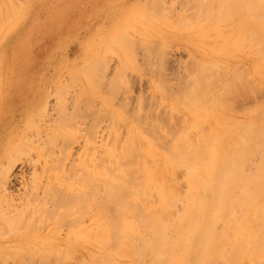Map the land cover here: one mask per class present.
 Segmentation results:
<instances>
[{
  "label": "rangeland",
  "instance_id": "374dc122",
  "mask_svg": "<svg viewBox=\"0 0 264 264\" xmlns=\"http://www.w3.org/2000/svg\"><path fill=\"white\" fill-rule=\"evenodd\" d=\"M128 1L135 0H112L110 3ZM166 1L165 5L171 7L167 8L170 12L164 11L166 15L173 13L174 16L176 10H185L183 1H177L182 2V6L177 2L176 5ZM184 1L186 7L192 9L191 5L188 6L189 1ZM44 5L48 7L47 2L40 7ZM145 6L142 7L147 9ZM193 11L195 13L189 12L181 21L172 25L168 24L166 15L144 19L130 13L120 30L128 31L126 23L128 21L130 26L134 19L132 36L136 37L135 41L122 38L119 45H114L110 50L107 48L108 43L104 50H98L95 57H104L106 64L110 63L108 70H101V73L93 67L96 79L90 72L92 81H89L90 77L88 74L86 76L84 69L80 74L77 72L79 79L82 78L80 81H76L78 76L68 79L66 73L65 79L71 81L69 86H77V91L74 88L70 89L75 92L68 91L69 83L65 80L60 84L64 86L63 92L56 91L54 88L57 86H51L41 106L35 107L29 117L27 112L22 111L28 96H19L17 99L12 95L5 99L0 97V109L2 107L4 112H1L4 122L0 127V157L8 151L0 164V180L5 177L0 185H5L3 168L9 167L6 172L10 171V167L13 170L9 172L12 182L4 186L9 192L0 186V264H145L141 261L142 257H137L139 254L134 255V251L142 247L140 240L135 241L140 242L139 245L134 242L138 247L133 254L132 251L123 252L126 246L113 238L115 235H110L111 227L107 226L101 215V202L107 190L117 188L119 175L114 170L115 156L118 151L122 152V141L128 140L129 145L133 134L138 135L135 143L146 142L153 137L158 148L156 162L163 164L165 153L172 146L169 143L173 144L171 140L182 134L181 131L186 130L184 132H188L190 139L196 140L202 129L210 132L212 127L219 125L218 120L213 118L211 123L201 122L199 126L198 123L196 125L192 120L196 118L195 110L186 104V94L180 95L181 90H188L184 80L188 84L189 79L197 77L195 66L198 61H211L222 66H214L212 74L216 82L213 89L216 92L208 93H216L215 98L218 97L222 104L231 105V100H234L232 105L237 102L233 106L226 105L225 109L219 107L225 116L223 124L226 129L238 121L247 123L251 111L257 109L255 105L264 102V67H261L262 75L257 74L263 77L262 92L254 94L247 90L245 92H249V96L244 94L246 98L242 92H217L226 86L225 82L228 84L235 77V70L229 76L225 75V65L229 64L231 68L243 66L244 72L254 73V62L258 63L259 58L252 54L257 44L248 34L254 40L252 43L255 47L251 46V40L243 35V31L261 27L256 23L245 27L241 22L257 21L258 0H208L205 5ZM169 17L174 18L170 14ZM259 22L262 21L259 19ZM104 23L110 27L111 21ZM228 45L233 46L232 52L227 48ZM78 50L73 44L72 52L68 54L75 59L79 56ZM93 59H89V62ZM41 69L44 74L45 67ZM98 73L108 76L100 81ZM112 78L116 79V92L114 96L110 94L113 98L103 105L101 99L112 91L109 83ZM181 82L185 90L179 88ZM254 98L256 101L260 99L259 102L256 103ZM62 100L66 106L60 104L64 103L60 102ZM8 107L16 111L8 113ZM148 117L149 121L158 122L165 131L161 132L164 136L158 134L157 129L152 131L150 128V131ZM54 118L57 120H51ZM177 132L180 134L175 137ZM154 133L164 137V140L162 137V140L156 139L152 135ZM256 160L258 158L252 159L253 162ZM252 161L250 165H253ZM183 172L180 170L179 173L182 179ZM155 200L158 201L159 196ZM181 208L179 204L177 209ZM133 216L129 213L127 218L132 220ZM122 232L123 227L120 234ZM12 236L19 238L12 240ZM106 250L111 251L109 258L105 256Z\"/></svg>",
  "mask_w": 264,
  "mask_h": 264
},
{
  "label": "bare ground",
  "instance_id": "6f19581e",
  "mask_svg": "<svg viewBox=\"0 0 264 264\" xmlns=\"http://www.w3.org/2000/svg\"><path fill=\"white\" fill-rule=\"evenodd\" d=\"M160 1H163V3ZM177 1L169 0L173 4ZM180 1H183L182 5L185 4V10L181 9V12L176 10L174 16L173 13L166 15L165 12L171 10L168 11L169 5L168 7L165 5L167 4L165 0H145L136 5L137 7L130 13H133L132 16L138 15L144 19L166 15L168 24L172 25L181 21L180 19L186 17L189 12L195 13L193 9L196 10L208 2V0H187L189 1L188 6H192L191 9L186 7L187 3L184 0ZM221 1L228 2L229 0ZM28 2L29 0H0V35L7 32L9 25L26 10ZM172 11L174 12V10ZM169 14L174 18L171 19ZM127 16L129 15L121 17L120 24L126 21ZM259 19L262 22H259ZM133 21L134 19L130 26L127 21L128 31L123 32L119 28L115 32H106L102 36L101 41L103 43L101 42L100 48L104 50L105 45L108 43V49L113 48L114 45L118 46L122 38L135 41L136 37L132 36L134 31ZM241 23L245 27L251 25V23H256L261 27L243 31V35H246L247 38H249L248 34L254 38L257 49L253 51L252 55L260 60L258 59L256 64L254 62V73L252 71L251 73L244 72L243 66L231 68L229 64L225 65V75L229 76L230 72L235 70V77L228 84L225 82L224 85L226 86L222 89L217 88V90L219 89L217 92H228L229 94L242 92L244 95L249 93L245 92L247 90L254 92V94L263 91L261 80L264 76H261V67H264V0H258L257 21H244ZM118 32L120 33L116 35ZM114 34L116 36L111 40ZM40 35L41 39H51L47 31L41 32ZM21 38H24V41L28 43L29 40L34 38L32 30L27 29ZM21 38L18 39L19 42L22 41ZM252 38H249L251 43L254 41ZM247 42L248 45H251L249 41ZM253 44L251 46L255 47V44ZM227 48L232 52V45H228ZM98 50H96V53ZM93 58L94 56L90 59ZM103 58H95L80 65L77 69L74 66L73 69L76 72H72L73 69L70 67L65 68L61 74L60 83L58 82L55 85L57 87L54 89L63 92L64 86L60 85L61 82L65 80L69 83L70 80L78 76L77 72L80 74L79 72L84 71L86 76L88 74L90 78L91 73L92 76L94 75L93 67L99 69L100 72L101 70L105 72V70H108L107 66L110 63L106 64ZM214 66L222 67L211 63V61H207V63L198 61L195 66V76L197 77L193 80L189 79L187 82L190 84H187L184 80L188 90L184 84V88L182 87L184 81L181 82L179 88L186 89L185 92L181 90L184 93L180 91V95L186 94L185 99L188 100L186 104L195 110L196 118L192 120L196 125L198 123L199 126L201 122L211 123L212 118L213 120L217 119L219 125L212 127L210 132L208 129H205V131L202 129L196 140L190 139L188 132H184L186 130L181 131L182 134L177 132L175 137L177 134L180 135L176 137L177 139L171 140V142L174 141L173 144L169 143L172 146H168L170 150L165 153L163 164L156 162L155 154L158 153V148L153 137L152 139L147 137L146 142L135 143L138 135L133 134L129 145L128 140L122 141L124 142L122 143V152H114L116 153L114 170L119 175V180L116 182L117 188L107 190L101 202V215L107 226L111 227L109 230L110 235H115L113 238H117L126 246L124 250L122 249L123 252L131 253L132 251L133 254V251L137 250L138 247L135 244L138 242L135 241L140 240L142 247L138 249L140 251H134V255L139 254L137 257H142V260H140L145 264H217L218 262L222 264H264V102L262 101L261 105L258 106L260 99L258 98L259 100L256 101L254 98L256 103H259L255 105L257 109L255 111L253 109L254 112L251 111L250 120L247 123L238 121L231 128L226 129L225 124H223L225 116L219 107L224 108L226 105L229 106L230 103L222 104L218 97L215 98L216 93L211 95L208 93L216 92L213 89L216 82L213 79L215 76L212 74ZM82 69L84 70L82 71ZM248 70L250 71L249 68ZM118 71L119 68L115 73L116 77ZM66 73L70 80L65 79L67 77L64 76ZM101 73H98L100 75H98V80L103 81L108 74L107 76L103 74L101 76ZM257 74L261 75L258 77ZM82 75L85 77L84 74ZM93 77L95 78V76ZM90 78H88L89 81H92V78L91 80ZM81 79L78 76L76 81ZM109 83L112 91L105 98H100L103 105L111 101V98L115 95L114 92H116V79L112 78ZM74 84L77 85V83ZM70 88H74V86H69L68 91L72 90ZM74 89L76 90L77 86ZM59 92L56 93L59 94ZM72 92L75 91L72 90ZM45 94L35 92L33 97L37 103L38 99L41 103L45 98ZM110 94H113V96ZM177 96H179V91ZM57 97L59 98L58 95ZM230 99H233V97ZM232 101L234 102V100H231V105ZM60 102H64L60 104H65L63 100ZM236 103L233 105H236ZM46 105L48 106V103ZM147 124L149 129L152 128V131L159 130L158 134L163 131L158 122L149 121V117ZM163 132L165 133V131ZM164 133H161V135L164 136ZM152 135L158 140L162 137L156 133ZM162 139L164 140V137ZM255 158H258V160L253 162L252 159ZM251 161L253 165H250ZM14 166L12 167L14 168ZM7 169L9 167L3 168L4 171ZM11 169L10 167V171H13ZM180 170H184L183 179L179 177ZM4 171L2 176H6L4 186H7L12 176L9 175L10 171V173ZM3 178L0 180V184ZM3 189L8 190L7 187ZM3 189L2 193L5 192ZM8 194L10 195V193ZM157 196H159L158 201L155 200ZM179 204L182 205L181 209H177ZM129 213L134 215L132 220L127 218ZM122 227L123 232L120 234ZM18 238L19 236L11 237L12 240ZM109 253L111 251L106 250L105 256L108 257ZM109 261L112 262V259H109Z\"/></svg>",
  "mask_w": 264,
  "mask_h": 264
},
{
  "label": "crops",
  "instance_id": "0c3cea01",
  "mask_svg": "<svg viewBox=\"0 0 264 264\" xmlns=\"http://www.w3.org/2000/svg\"><path fill=\"white\" fill-rule=\"evenodd\" d=\"M111 1L29 0L26 10L9 25V30L0 38V97L5 99L12 95L17 99L19 96H28L22 111L27 112L29 117L34 108L42 104L39 99L37 103L33 94H47L51 86L60 83L65 68L73 69L74 66L88 63L92 56L95 58L98 53L96 50L103 43L102 36L106 32L118 31L121 17L129 15L144 0L128 3L125 0L112 5ZM44 2L48 3V7H40ZM105 20L111 21L110 27L105 25ZM27 29L32 30L34 37L28 43L21 38ZM45 31L49 32L51 39L40 38V33ZM19 38L24 42H19ZM73 44L79 49V56L75 59L70 57ZM42 66L45 67L44 74ZM15 111L13 107L7 109L8 113ZM1 112L2 107L0 127L4 122ZM7 154L8 151L1 155L0 164Z\"/></svg>",
  "mask_w": 264,
  "mask_h": 264
}]
</instances>
